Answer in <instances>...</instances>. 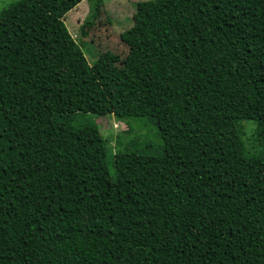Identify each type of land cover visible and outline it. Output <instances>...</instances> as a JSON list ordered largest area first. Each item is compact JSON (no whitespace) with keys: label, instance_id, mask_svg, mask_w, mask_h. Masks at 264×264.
Returning <instances> with one entry per match:
<instances>
[{"label":"trees","instance_id":"1","mask_svg":"<svg viewBox=\"0 0 264 264\" xmlns=\"http://www.w3.org/2000/svg\"><path fill=\"white\" fill-rule=\"evenodd\" d=\"M81 1L0 11V264H264V0H163L143 138L29 186L8 115L66 124L65 160L112 112L63 20Z\"/></svg>","mask_w":264,"mask_h":264},{"label":"rangeland","instance_id":"2","mask_svg":"<svg viewBox=\"0 0 264 264\" xmlns=\"http://www.w3.org/2000/svg\"><path fill=\"white\" fill-rule=\"evenodd\" d=\"M12 1L15 0H0V11ZM162 5L163 0H102L100 16L87 28L84 38L78 33L89 2L82 0L65 14L64 23L110 99L112 112L105 116L90 115L97 129L87 130L77 142L78 159L68 156L65 160L52 148L54 140L59 145L71 141L73 133L66 124L58 125L49 115H8L7 135L25 154L28 152L26 156L31 155V160L25 162L29 186H36L48 173L57 174L78 160H87L93 167L102 166L103 150L111 164L112 154L122 148L129 136L148 131V124L139 129L138 121L128 114L146 113L150 106L149 87L159 36L157 19ZM243 125L248 144H254V124L243 121ZM82 145L89 154L80 149Z\"/></svg>","mask_w":264,"mask_h":264}]
</instances>
